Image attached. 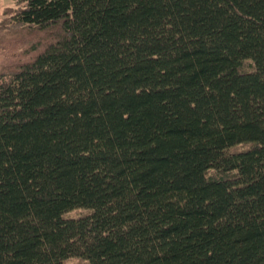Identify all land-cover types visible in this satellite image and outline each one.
Returning a JSON list of instances; mask_svg holds the SVG:
<instances>
[{
  "label": "trees",
  "instance_id": "1",
  "mask_svg": "<svg viewBox=\"0 0 264 264\" xmlns=\"http://www.w3.org/2000/svg\"><path fill=\"white\" fill-rule=\"evenodd\" d=\"M11 1L0 264H264V0Z\"/></svg>",
  "mask_w": 264,
  "mask_h": 264
},
{
  "label": "rangeland",
  "instance_id": "2",
  "mask_svg": "<svg viewBox=\"0 0 264 264\" xmlns=\"http://www.w3.org/2000/svg\"><path fill=\"white\" fill-rule=\"evenodd\" d=\"M14 5L15 3L11 0H0V20L1 18H6L5 12L9 9L8 7ZM36 34L34 33L29 36L28 31L12 25H8L0 31V72L6 71V68H12L13 64L27 60L35 55L34 53L28 54L30 49L37 44L39 39L41 42L43 41L42 37L40 35L36 36ZM46 43L47 40L44 39L42 45L44 46ZM67 264H83V262H80L78 259H73Z\"/></svg>",
  "mask_w": 264,
  "mask_h": 264
}]
</instances>
